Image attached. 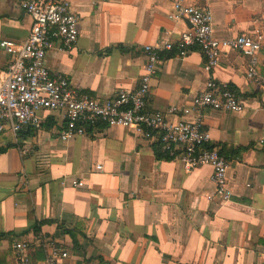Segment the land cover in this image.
Masks as SVG:
<instances>
[{"label": "crops", "instance_id": "crops-1", "mask_svg": "<svg viewBox=\"0 0 264 264\" xmlns=\"http://www.w3.org/2000/svg\"><path fill=\"white\" fill-rule=\"evenodd\" d=\"M22 1L0 0V41L28 36L32 20ZM68 1L79 22L77 44L49 52L46 67L99 102L138 87L144 46L175 43L188 29L175 19L172 0ZM189 3L211 11L216 38L264 30V0ZM8 59L0 49L1 69ZM259 62L264 69V42ZM204 63L197 47L183 57L164 52L149 109L179 120L168 109L189 108L206 90ZM245 68L241 55L225 51L211 73L244 111H203L209 147L229 165L225 203L207 200L214 191L210 168L186 173L160 155L154 135L136 129L100 125L63 143L62 113L43 111L39 128L21 131L17 141L0 134V264H17L12 248L20 241L29 244L28 264H44L47 242L68 253L62 264H264V91L246 81ZM71 180L85 186L62 184ZM40 222L48 223L34 234ZM73 230L81 248L65 233Z\"/></svg>", "mask_w": 264, "mask_h": 264}, {"label": "built area", "instance_id": "built-area-1", "mask_svg": "<svg viewBox=\"0 0 264 264\" xmlns=\"http://www.w3.org/2000/svg\"><path fill=\"white\" fill-rule=\"evenodd\" d=\"M172 4L175 19L185 20L188 29L175 43L158 41L144 46L146 63L138 87L99 102L74 88L65 77L51 75L46 67L49 52L71 51L77 44L79 22L69 1L23 0L21 9L32 20L28 36L21 43L0 41V49L9 58L6 68H0V134L7 133L17 141L21 131L39 128L43 111L62 113L64 124L59 139L63 143L84 137L88 130L94 132L100 125L136 129L145 137L154 135L159 152L180 163L186 173L210 168L214 191L207 200L230 201L229 165L218 148L209 147L210 135L204 129L203 111L236 114L244 111L236 94L211 76L225 51H234L246 60V81L264 91V69L259 66L264 30L256 27L236 37L216 38L209 9L200 8L189 0H172ZM193 47H197L205 59L204 71L209 74L206 90L193 98L189 108L171 106L168 114L180 118L171 122L165 114L149 109L150 82L164 52L174 51L178 57H183ZM101 169V166L96 167V170ZM62 184L72 188L85 186L80 180ZM44 246L49 249L44 264H62L68 259V253L57 243L47 242ZM12 249L17 264H28L27 242H15Z\"/></svg>", "mask_w": 264, "mask_h": 264}, {"label": "trees", "instance_id": "trees-1", "mask_svg": "<svg viewBox=\"0 0 264 264\" xmlns=\"http://www.w3.org/2000/svg\"><path fill=\"white\" fill-rule=\"evenodd\" d=\"M163 158H166V159H169L168 157L166 156H163L162 154H160ZM45 223H48V222H40L38 224H35L33 227H32V231L34 234H37L39 231H40V228L45 224ZM67 235H69L72 239V242H73V248H81V244L79 242V240H83L82 237L78 236L75 234V230L73 231H66L65 232Z\"/></svg>", "mask_w": 264, "mask_h": 264}]
</instances>
